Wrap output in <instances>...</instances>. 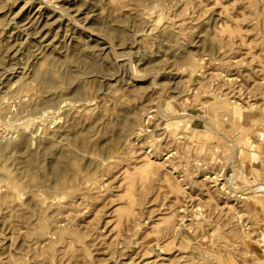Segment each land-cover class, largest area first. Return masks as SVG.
Wrapping results in <instances>:
<instances>
[{
    "label": "rangeland",
    "instance_id": "rangeland-1",
    "mask_svg": "<svg viewBox=\"0 0 264 264\" xmlns=\"http://www.w3.org/2000/svg\"><path fill=\"white\" fill-rule=\"evenodd\" d=\"M0 264H264V0H0Z\"/></svg>",
    "mask_w": 264,
    "mask_h": 264
},
{
    "label": "bare ground",
    "instance_id": "bare-ground-1",
    "mask_svg": "<svg viewBox=\"0 0 264 264\" xmlns=\"http://www.w3.org/2000/svg\"><path fill=\"white\" fill-rule=\"evenodd\" d=\"M262 70V69H261ZM150 161V160H149ZM151 162V161H150ZM152 162H153V160H152ZM149 165H150V163H148ZM153 165V164H152ZM209 177V176H208ZM222 179V178H221ZM211 180H212V177H211ZM213 182V181H212ZM229 186V185H228ZM222 188H224V185H222ZM225 188H226V185H225ZM219 189V188H218ZM224 190H226V189H224ZM232 190V189H231ZM232 192V191H231ZM235 192V191H234ZM226 194H227V192H226Z\"/></svg>",
    "mask_w": 264,
    "mask_h": 264
}]
</instances>
